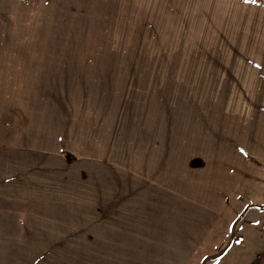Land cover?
Returning a JSON list of instances; mask_svg holds the SVG:
<instances>
[{
	"label": "crops",
	"instance_id": "0c3cea01",
	"mask_svg": "<svg viewBox=\"0 0 264 264\" xmlns=\"http://www.w3.org/2000/svg\"><path fill=\"white\" fill-rule=\"evenodd\" d=\"M143 3V19L203 26L221 50L264 49V0ZM247 76L250 90L223 88L190 109L186 136L168 122L169 137L155 141L171 148L166 168L159 154L143 170L85 156L60 117L14 106L0 140V264H219L235 254L244 235L226 246L232 223L264 221V100L253 89L259 75ZM260 254L252 264H264Z\"/></svg>",
	"mask_w": 264,
	"mask_h": 264
},
{
	"label": "rangeland",
	"instance_id": "374dc122",
	"mask_svg": "<svg viewBox=\"0 0 264 264\" xmlns=\"http://www.w3.org/2000/svg\"><path fill=\"white\" fill-rule=\"evenodd\" d=\"M143 4L0 0V140L9 129L13 107L22 112L28 105L34 116L60 117L69 137L78 145L84 142L85 156L97 152L121 169L143 170V160L152 168L159 154L157 163L166 168L171 148L161 145L157 151L156 138L169 137L170 123L180 137L186 136L188 112L203 106L205 97H218L214 91L234 86L248 85L250 90L247 75L258 74L253 89L264 100V64L251 71L249 65L228 60L261 62L264 49L221 50L219 35L204 34L203 26L173 25L172 18L143 19ZM237 70L241 81H226ZM241 231L235 254L219 264H252L264 253V221H234L226 246L239 241L241 236L235 235Z\"/></svg>",
	"mask_w": 264,
	"mask_h": 264
},
{
	"label": "water",
	"instance_id": "95a60500",
	"mask_svg": "<svg viewBox=\"0 0 264 264\" xmlns=\"http://www.w3.org/2000/svg\"><path fill=\"white\" fill-rule=\"evenodd\" d=\"M250 208H261V206L260 205H253V206H249V207H247L246 209H245V212L246 211H248Z\"/></svg>",
	"mask_w": 264,
	"mask_h": 264
}]
</instances>
